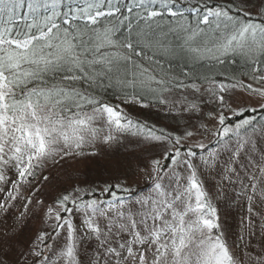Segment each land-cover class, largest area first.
I'll return each instance as SVG.
<instances>
[{
    "label": "snow or ice",
    "instance_id": "snow-or-ice-1",
    "mask_svg": "<svg viewBox=\"0 0 264 264\" xmlns=\"http://www.w3.org/2000/svg\"><path fill=\"white\" fill-rule=\"evenodd\" d=\"M235 13L211 0H0V264H264V246L229 245L202 179L216 173L220 191L230 185L247 202L240 241L257 228L264 237V115H247L264 113V10L259 20ZM157 54L205 61L208 72L166 80L145 64ZM232 57L251 83L216 80ZM109 89L125 104L146 107L152 96L199 123L180 134L150 127L106 100ZM173 89L179 96L165 95ZM237 89L257 104L234 106ZM129 137L160 147L140 168L146 191L116 183L101 199L76 185L51 203L40 198L49 163ZM33 209L42 226L13 241Z\"/></svg>",
    "mask_w": 264,
    "mask_h": 264
},
{
    "label": "rangeland",
    "instance_id": "rangeland-1",
    "mask_svg": "<svg viewBox=\"0 0 264 264\" xmlns=\"http://www.w3.org/2000/svg\"><path fill=\"white\" fill-rule=\"evenodd\" d=\"M220 2H232L238 7L242 8L252 14V16L260 17L257 15L264 10V0H215ZM237 77V76H236ZM234 77L235 79L251 83L249 75L245 77ZM224 83H233L234 80H219ZM180 90H173L171 94L165 93L166 96L174 98L179 96ZM232 102L234 106L256 105L257 99L249 96L248 94L235 90L232 93ZM120 104L124 112L133 120L140 123L147 124L148 126H155L157 129H165L176 134L183 132L187 124L198 125L194 117H190L186 113L177 114L176 112L169 111L168 106L156 103H147L143 101L146 107L141 106L139 103H122L121 99L111 100L110 103ZM207 111V109H206ZM251 113V112H250ZM247 115H256L257 119L260 118L261 113L257 109L256 113ZM232 122H235L238 117L232 116L229 113ZM206 119V118H205ZM211 126V125H209ZM200 137H197L199 139ZM213 138L209 135L204 141ZM209 144V147H213ZM160 147L156 145H148L140 142L135 137H129L121 143L114 144L110 148L104 146L100 149L97 156L79 158L75 160H66L59 164L53 165L49 163L44 175H49L51 179L49 182L44 183L40 192V198L44 199L46 203H51L53 198L63 192L65 189H71L73 186L80 185L81 187L96 188L95 195L101 199H108V194L101 193L99 189L107 185H115L116 183L128 184L137 195L147 190L148 180L140 174V168L144 167L150 156L157 155ZM127 178V179H125ZM202 179L205 182L206 188L209 190L214 203L217 205L219 212V222L222 230L225 232L229 245L239 243L243 248L244 243L250 246V250L255 253L260 251L264 246V237L261 236L258 228L254 229V234L247 235L245 233V240L240 241V236L243 231L242 219L249 215L248 204L243 198H237L235 189L230 185H225L223 190L218 189L219 176L214 172H205ZM135 181V183H133ZM124 195V193H119ZM19 203H23L22 201ZM22 210V209H21ZM256 211H264V208L257 207ZM33 215L27 221L23 230L13 238V241H19L25 244L34 235L35 230L42 226V212L38 209H33ZM16 213V209L12 210ZM254 220L259 221L258 216H253ZM9 224L12 222L11 215L9 216ZM4 231V225L0 223V236ZM238 252L240 249H236ZM9 259H14L12 254H9Z\"/></svg>",
    "mask_w": 264,
    "mask_h": 264
},
{
    "label": "trees",
    "instance_id": "trees-1",
    "mask_svg": "<svg viewBox=\"0 0 264 264\" xmlns=\"http://www.w3.org/2000/svg\"><path fill=\"white\" fill-rule=\"evenodd\" d=\"M211 4L212 5L219 4L221 6L231 5L233 6V14H236L235 13L236 8H240L235 3L232 2H220V1L211 0ZM185 6H187V4ZM252 18L256 20L258 17L252 16ZM147 54L149 56H152L151 52H148ZM145 64L154 68L157 72H160L162 70L163 73L165 74L164 78L166 80L169 79L170 77L176 76L179 77V79L183 80L185 83H189L190 80L182 75L183 72L195 73L197 75L207 74L208 72L207 62L201 61L200 63H191L182 55L162 56L157 54L152 57L151 61L146 60ZM214 71L220 73V75H217L215 77L217 81L230 80V79H226V77H232V78L236 76L245 77L247 76L246 73H249V69L247 65L240 57H232L228 59L225 65L217 66V68ZM173 90L179 91V89H173ZM118 95L119 93H117L114 89H109L107 94L105 95V99L108 100L109 102L111 100L114 101L115 99H118L117 98ZM144 101L147 103H156V99L152 96H148ZM248 114L251 113L249 112Z\"/></svg>",
    "mask_w": 264,
    "mask_h": 264
}]
</instances>
